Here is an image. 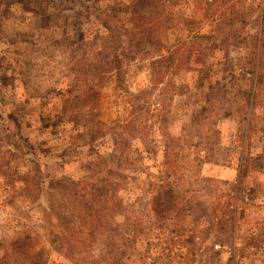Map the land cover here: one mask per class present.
<instances>
[{"label":"rangeland","instance_id":"obj_1","mask_svg":"<svg viewBox=\"0 0 264 264\" xmlns=\"http://www.w3.org/2000/svg\"><path fill=\"white\" fill-rule=\"evenodd\" d=\"M243 1L0 0V264H264Z\"/></svg>","mask_w":264,"mask_h":264},{"label":"built area","instance_id":"obj_2","mask_svg":"<svg viewBox=\"0 0 264 264\" xmlns=\"http://www.w3.org/2000/svg\"><path fill=\"white\" fill-rule=\"evenodd\" d=\"M256 3L258 4H264V0H255ZM215 249H217L218 251H225V252H230L231 249L228 248L227 246L221 245V244H216Z\"/></svg>","mask_w":264,"mask_h":264},{"label":"crops","instance_id":"obj_3","mask_svg":"<svg viewBox=\"0 0 264 264\" xmlns=\"http://www.w3.org/2000/svg\"><path fill=\"white\" fill-rule=\"evenodd\" d=\"M227 1H229V0H226V4H228ZM236 2H237V3H235L236 6H240V4H243L245 1H243V0H236Z\"/></svg>","mask_w":264,"mask_h":264},{"label":"trees","instance_id":"obj_4","mask_svg":"<svg viewBox=\"0 0 264 264\" xmlns=\"http://www.w3.org/2000/svg\"><path fill=\"white\" fill-rule=\"evenodd\" d=\"M142 17L146 19V17L144 15Z\"/></svg>","mask_w":264,"mask_h":264}]
</instances>
